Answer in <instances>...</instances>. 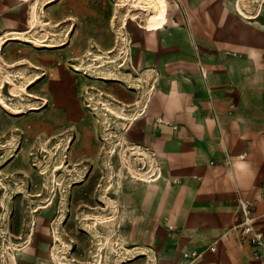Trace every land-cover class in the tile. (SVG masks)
<instances>
[{
  "label": "rangeland",
  "instance_id": "obj_1",
  "mask_svg": "<svg viewBox=\"0 0 264 264\" xmlns=\"http://www.w3.org/2000/svg\"><path fill=\"white\" fill-rule=\"evenodd\" d=\"M159 1L30 0L49 20L0 51V264H157L121 216L123 190L158 175L130 131L143 112V25L162 28L168 3L183 11Z\"/></svg>",
  "mask_w": 264,
  "mask_h": 264
},
{
  "label": "crops",
  "instance_id": "obj_2",
  "mask_svg": "<svg viewBox=\"0 0 264 264\" xmlns=\"http://www.w3.org/2000/svg\"><path fill=\"white\" fill-rule=\"evenodd\" d=\"M178 1L183 11L168 3L171 18L143 25L135 49L143 112L130 134L158 175L123 190L122 232L157 264H185L183 252L210 244L203 264H264L237 225L243 198L264 232V1ZM36 12L30 0H0V38L4 27L35 38L36 20H49Z\"/></svg>",
  "mask_w": 264,
  "mask_h": 264
},
{
  "label": "built area",
  "instance_id": "obj_3",
  "mask_svg": "<svg viewBox=\"0 0 264 264\" xmlns=\"http://www.w3.org/2000/svg\"><path fill=\"white\" fill-rule=\"evenodd\" d=\"M243 156L244 155H242V157ZM238 207L240 217L237 225L240 229V235L254 248L255 256L257 258H261L264 254V232L257 230L255 227V220L252 216L253 203L249 200L239 198ZM207 252L215 253L216 246L214 244H210L201 250L185 251L183 252L182 257L185 264H203L202 259Z\"/></svg>",
  "mask_w": 264,
  "mask_h": 264
},
{
  "label": "bare ground",
  "instance_id": "obj_4",
  "mask_svg": "<svg viewBox=\"0 0 264 264\" xmlns=\"http://www.w3.org/2000/svg\"><path fill=\"white\" fill-rule=\"evenodd\" d=\"M154 4L160 9V1L159 0H154ZM163 10V9H162ZM161 10V11H162ZM160 10L157 12L158 14H161L162 12H161ZM16 38H14V37H8L7 39H5L2 43H0V51H2V48H3V45L7 42V40H15ZM65 44V43H64ZM36 48H38V49H52V48H55V45L54 44H46V45H41L40 47H36ZM60 72V71H59ZM43 74V73H42ZM60 74V73H59ZM42 75H40L39 73H37V75L32 79V81L31 82H37V80H39L40 78H42L41 77ZM66 80V79H65ZM52 86V85H51ZM56 86V85H55ZM59 88V87H58ZM63 88H65V87H63ZM53 90V89H52ZM64 94V93H63ZM36 98H38V97H36ZM44 100V102H45V104H48V100H46V99H43ZM2 103V105L3 106H7L5 103H3V102H1ZM8 107V106H7ZM6 107V108H7ZM55 110V109H54ZM19 111V110H18ZM17 111V112H18ZM69 111H73V112H75V113H79V109L78 108H76V107H71L70 109H69ZM69 116H70V114H69ZM66 117V116H65ZM66 120H68V119H66ZM143 180V179H142ZM140 181H141V178H140ZM180 193V192H179ZM78 232V231H77ZM95 256V255H94Z\"/></svg>",
  "mask_w": 264,
  "mask_h": 264
}]
</instances>
